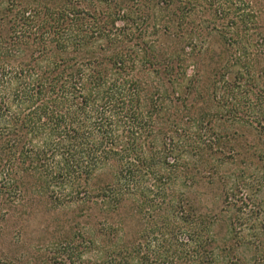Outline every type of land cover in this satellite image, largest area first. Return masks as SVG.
I'll use <instances>...</instances> for the list:
<instances>
[{
    "label": "rangeland",
    "instance_id": "374dc122",
    "mask_svg": "<svg viewBox=\"0 0 264 264\" xmlns=\"http://www.w3.org/2000/svg\"><path fill=\"white\" fill-rule=\"evenodd\" d=\"M239 1L225 4L229 15H241ZM242 1L252 10L254 26L235 36L227 30V18L217 22L208 0H0V33L6 36L29 30L33 23L15 21L26 12L49 15L48 9L65 11L74 4L98 18L80 16L74 43L68 40V19L49 18L66 35L56 46L57 36L44 32L42 44H36L43 25L33 43L18 48L26 55L39 48L51 59L100 61L123 48L130 59L137 56L128 70L142 83V98L153 97L159 109L151 134L154 160L159 154L167 157V198L181 200L182 206L179 218L139 207L138 198L127 192L130 187L117 182L120 163L115 158L70 182L47 174L50 160L43 169L31 160L20 161L13 173L20 188L0 196V264H264V0ZM114 3L123 5L129 21H116V29L102 33L105 20L99 16H107ZM187 14L190 25L210 28L198 32L192 45L185 34L181 39L183 29L176 25L177 17ZM124 22L126 39L120 32ZM112 32H120L122 41L113 42ZM178 47L184 60L172 74L171 65L162 70L164 62L160 69L149 67L154 55L166 56ZM214 69L219 71L216 102L210 95ZM0 136L14 138L6 126H0ZM40 139L33 138L31 145L38 147ZM11 140L3 152H13ZM118 188L124 193L116 207L103 205V191ZM166 217L176 220L174 227Z\"/></svg>",
    "mask_w": 264,
    "mask_h": 264
},
{
    "label": "trees",
    "instance_id": "16d2710c",
    "mask_svg": "<svg viewBox=\"0 0 264 264\" xmlns=\"http://www.w3.org/2000/svg\"><path fill=\"white\" fill-rule=\"evenodd\" d=\"M228 1L208 0V7L217 22L227 18L226 22H229L230 26L225 23L228 26L227 30H231L230 35L236 36L243 29L248 31L252 29L254 22L249 21L252 14L249 5L241 0L239 3H242V7L241 5L236 7L238 11L241 10V15H229L230 12L225 10ZM188 3L191 7L197 5V2ZM122 6L114 3L107 7V16H99L105 20V23L101 22L99 26L100 32L107 34L116 29L114 27L116 21L123 19L129 21L128 14ZM48 11L49 15L46 12L35 11L34 15L26 12L15 17V21L22 25L30 26L33 23L30 27L34 30L36 26L35 32H30L29 27V30L15 31L13 34L10 31L11 34L7 36L0 33V126L11 128L14 136L11 138L13 140L10 139L14 145V150L10 153L1 150L8 149L7 144L10 140L0 136V151L3 153L0 155L3 159V164L0 162V176H4L0 179V196L12 189L17 192L20 188V180L13 178L20 161L31 160L43 169L44 162L50 160L52 165L47 174L60 176L62 181L70 182L89 175L101 163L115 158L120 163V169L116 174L117 182L130 187L127 192L138 198L137 202H141L139 207H145V210H148V206L155 207L156 216L166 213L168 216L179 218L177 214L182 207L179 203L181 200L167 198L170 196L168 194L170 183L166 175L170 173L171 166L166 161L167 157L163 154L161 156L160 152L155 161V154L152 151L154 144L151 134L155 131V117L159 112L157 101L153 97L142 98V83L133 78L128 70L129 61L132 64L139 61L135 60L137 56L130 59V55L123 48L109 51L100 61L85 58L84 61L78 62L73 57L51 59L44 52L41 53L39 48L35 50L32 48L31 52L35 54L26 55L18 48L33 43V35L36 36L43 25L51 28L52 32L45 28L39 37H35L34 42L42 44V36L46 32L53 38L57 36V39H53L57 46V42L62 40L66 33L63 30L59 33L54 20L68 19L65 26L70 27L68 40L74 43L78 38L77 25L82 23V17L96 16L94 13H86L74 4L65 11L53 9ZM188 15L183 18L177 17L176 25L183 29L182 34H179L181 39L186 36L192 45V40L198 32L203 30L210 32V28L201 24L190 25L191 22L187 21ZM49 18L54 20L51 21ZM96 18L95 20H98ZM251 19L253 20V17ZM105 24H108V27L102 26ZM122 26L123 30L120 32L126 39L124 30L128 28L127 23L124 22ZM167 29V26L162 28L163 35ZM215 29L214 27L213 30ZM72 31L77 34L74 35ZM120 32L111 33L113 42L122 41L118 39L121 37ZM68 40L66 43L70 44ZM59 45L62 46L61 43ZM179 50H182V47L174 49L166 56L164 53L154 55V62H150L149 67L152 63L160 69V63L164 62L162 70L165 68L167 70L171 65L169 74H172L174 67L181 66L179 63L184 60V55L178 54ZM181 53L183 54V51ZM247 68L250 69V66ZM149 70L159 73L155 68ZM212 72L210 95L216 102L219 99L217 96L219 71L214 69ZM237 77L238 74H234L232 78L237 80ZM229 87H233V84ZM177 96H181V91ZM183 98H186L185 93ZM236 106L238 105L232 104L231 109L237 110ZM33 138H41L38 147L31 145ZM22 139L23 143L20 141ZM26 141L29 146L25 145ZM6 161L9 164L6 165ZM6 184H10L8 189ZM121 188L112 189L110 192L103 191V205L116 207L124 193ZM1 189L6 190L2 192ZM151 218L153 219V215ZM166 218L168 224L174 227L176 220Z\"/></svg>",
    "mask_w": 264,
    "mask_h": 264
}]
</instances>
